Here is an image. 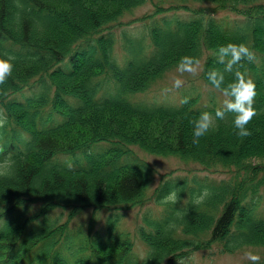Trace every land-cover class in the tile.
Segmentation results:
<instances>
[{"label": "trees", "instance_id": "16d2710c", "mask_svg": "<svg viewBox=\"0 0 264 264\" xmlns=\"http://www.w3.org/2000/svg\"><path fill=\"white\" fill-rule=\"evenodd\" d=\"M178 1L186 8L199 2L212 4L215 10L235 12L244 17L246 25L225 33L221 25L213 21V16L194 9L200 14L199 19L180 32L165 34L160 29L154 31L162 40L158 42L161 52L146 65L130 63L127 69H121L106 44L99 53V59H88L73 74L52 72V84H44L26 107H11L15 111L12 113L14 121L8 120L11 128H0L1 134L7 132L13 136L18 133L16 128L20 124L33 133L26 153L12 159L11 175L0 177V204L9 205L5 208L8 212L19 208L22 218H26L35 204L43 220H51L47 212L50 209L59 208L71 218L88 207H128L140 200L152 172L142 160L135 164L117 163L125 146L135 144L151 153L199 162L206 169L218 166L233 168V175L221 181L205 203L195 205L191 198L183 214H172L166 220L149 222V229L139 228V237L147 247L146 259L141 264H162L164 261L170 264L203 243L200 235L210 228L216 207L224 202L226 195L229 199L211 228V240L220 238L225 242V248L235 245L240 239L264 246V215L255 218L253 210L243 204L248 197L252 199L264 184V3L262 0ZM30 2L36 6L34 9L27 7ZM143 2L0 0V52L11 51L2 46L5 41L11 42L12 46L37 50L35 55L16 57L12 75L0 86V100L38 76L47 74L52 64L59 61L76 40ZM200 43L207 45L217 57L219 46L227 43H244L254 50L255 62L245 60L241 62L242 66H237L256 84L254 107L258 115L247 126L250 136L241 138L236 135L233 116L229 113L225 120L217 121L215 131L202 137L198 145L193 144L190 119L204 111L214 113L217 106L196 109L192 101H187L185 106L177 109L146 107L130 104L122 98L121 95L131 90L146 89L151 81L177 64L182 56H197ZM214 60L208 62L205 73L213 68H223L217 59ZM104 71L115 79L117 93L104 103H96L91 97L102 86V81L97 78ZM233 78L232 74H226L225 83ZM64 95L77 97L81 104L74 107L66 103L62 99ZM46 106L50 109H43ZM54 114L62 118L61 124L39 131L38 127ZM99 140L113 141L117 147L104 156L87 159L82 169H72L55 160L56 155L73 153ZM201 206H206L208 212L200 213ZM116 220L111 218L108 221L111 231ZM29 222L24 219L21 226L1 235L0 261L12 250ZM49 229L51 225H47L40 235ZM58 230L68 240L64 249L73 253L87 250L82 260L72 264H131L127 256L132 242L128 235L116 236L110 230L95 236L77 231L73 235L69 231L67 235L64 225ZM237 231H241L240 234ZM53 254L52 245H49L46 259L49 261ZM52 264H59L57 257H53ZM259 264H264V261L260 260Z\"/></svg>", "mask_w": 264, "mask_h": 264}, {"label": "clouds", "instance_id": "9594fccd", "mask_svg": "<svg viewBox=\"0 0 264 264\" xmlns=\"http://www.w3.org/2000/svg\"><path fill=\"white\" fill-rule=\"evenodd\" d=\"M16 57L7 51L0 52V86L4 85L8 78L12 75L14 62ZM249 63L256 61L254 50L244 43H227L218 48V63L223 65L222 69L213 68L205 73L207 81L213 88L220 91L225 98L222 106L217 108L214 113L204 111L198 117L190 119L193 125V144H199L200 139L211 131L218 128L217 121L226 119L227 114L233 116L232 124L236 130V135L243 138L251 135L250 129L247 127L255 116L258 115L257 109L254 107L255 98L257 96L256 84L251 76L243 73L237 66H242V61ZM203 71L201 61L194 56H182L177 62V72L180 76L188 73L198 75ZM226 74H232L233 80L225 83ZM180 76L174 77L172 86L179 89L183 86L184 80ZM167 91V90H166ZM187 103V98L181 101ZM7 123V117H0V128ZM14 161L11 158H6L0 164V177L11 175ZM71 167V165L69 166ZM179 188H173L167 196L164 197V203L175 205L179 200ZM213 193L208 188H203L200 192L194 195L193 204L200 205L205 203L212 197ZM169 227H174L170 225ZM245 257L251 264H259L261 257L251 251L245 253ZM177 264H185L181 258Z\"/></svg>", "mask_w": 264, "mask_h": 264}, {"label": "rangeland", "instance_id": "374dc122", "mask_svg": "<svg viewBox=\"0 0 264 264\" xmlns=\"http://www.w3.org/2000/svg\"><path fill=\"white\" fill-rule=\"evenodd\" d=\"M152 8V4L148 3L144 9L139 11L138 14H141L145 11H148ZM180 76V74L177 72V69L171 71L168 73L161 81L158 82L157 86L158 88L165 90L166 87H173L172 86V80L174 77ZM196 75H191L188 73L183 74V76H180L181 79H184V81L189 80L191 81L192 79L195 80ZM197 82V81H196ZM202 85V84H201ZM204 87V85L202 86ZM199 92L197 88L194 85H190L189 87L184 88V93L185 94H192V93H197ZM217 99L219 100V96L217 95ZM105 146V144H100V147ZM134 149L138 152L140 156L143 158L147 159L150 163H152L155 168H156V173L157 176L154 180L153 186L156 184L157 181H159L160 176L166 175L168 173L171 174L172 171L175 169H181L185 170L184 168L186 167H191L195 168L198 167L197 165H194L192 163L184 164L181 162V160L175 158V157H162V156H157V155H150L148 156L146 153L143 151L139 150L138 148L134 147ZM126 160V157L123 156L121 157V161ZM183 172V171H182ZM155 173V174H156ZM185 173V172H183ZM219 175V173H214V176ZM175 178V176H173ZM191 182V178L189 179ZM152 189V188H151ZM144 205L142 206H136L128 211L125 212L120 218L119 226L123 229L129 230L132 234L134 233V228L136 225L140 223L139 216L141 215L142 211L145 210H152V211H158L156 206L152 204L151 199L146 198L144 201ZM106 215L105 212L101 213V217H104ZM139 245V248H141V245ZM216 245H213L210 248L207 249H202V250H197L193 252L191 258V262L193 264H241L246 257L243 256L245 253L242 255L235 254V255H226L227 258H224L223 255H219L216 250ZM249 251V250H247ZM250 251H255V252H262L264 251L263 248H257V249H250ZM254 252V253H255ZM247 253V252H246ZM240 259V262L234 261V259Z\"/></svg>", "mask_w": 264, "mask_h": 264}]
</instances>
